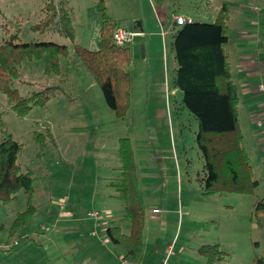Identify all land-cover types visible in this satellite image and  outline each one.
I'll list each match as a JSON object with an SVG mask.
<instances>
[{
	"label": "rangeland",
	"instance_id": "374dc122",
	"mask_svg": "<svg viewBox=\"0 0 264 264\" xmlns=\"http://www.w3.org/2000/svg\"><path fill=\"white\" fill-rule=\"evenodd\" d=\"M49 1L0 0V43L14 37L18 44L54 43L70 49L69 57L61 60L59 75L45 73L50 66L47 55L22 66L14 85L22 97L58 88L46 106L20 116L0 93V143L11 136L22 145L18 164L23 173L34 178L36 209L24 227L11 233L18 216L28 208L27 197L20 192L0 207V264H79L80 257L89 255L79 250V239L102 240L112 224L129 233L124 224V202L111 197L114 189L109 186L120 177L121 139L129 140L144 207L143 249L138 261L127 263L120 260L122 248L102 249L99 255L107 264H208L199 251L214 245L226 258L216 264L264 260V211L255 210V204L264 201L263 155L255 142L249 144L245 139L252 171L260 183L254 193L204 195L205 160L197 143L199 125L184 107L183 93L175 87L173 49L176 18L214 23L226 5V35L230 38L226 51L234 82L240 87L243 75L233 52L244 45L252 50L253 41L257 45L251 54L261 58L264 0H103L108 19L117 25L116 32L124 29L139 34L128 45L130 89L125 118L117 117L108 107L101 88L74 52L75 46L99 49L100 0H54L56 6L61 1L68 6L74 39L55 30L42 34L34 29L43 21ZM259 84L253 87L258 89ZM262 102L264 98L259 105ZM239 119L244 137L250 129L252 133L264 130L256 125L259 119L246 113L243 97ZM261 120L264 124V118ZM48 131L53 141L47 137L42 151L35 135H47ZM65 198L64 211L72 212L73 221L84 225L80 226L81 237L75 230L63 228V223L54 226ZM108 211L114 213L100 226L87 217L89 212L105 216ZM90 226L99 234L97 238L86 230Z\"/></svg>",
	"mask_w": 264,
	"mask_h": 264
},
{
	"label": "trees",
	"instance_id": "16d2710c",
	"mask_svg": "<svg viewBox=\"0 0 264 264\" xmlns=\"http://www.w3.org/2000/svg\"><path fill=\"white\" fill-rule=\"evenodd\" d=\"M97 9L103 18L99 49L90 51L75 46L74 52L92 80L101 88L108 107L117 117L125 118L130 89L127 72L131 60L130 49L115 43L117 25L108 19L103 0L99 1ZM43 12V21L34 29L42 34L55 30L66 38L74 39L75 27L65 2L61 1L56 6L54 0H50ZM228 12V7L224 5L214 23L192 21L183 26L175 24L178 27L173 42L177 62L175 87L184 95V107L198 121L197 143L205 160L202 178L205 196L250 194L260 184L255 179L245 138L239 129L241 96L226 51L229 43V36L226 35ZM46 55L50 59V66L45 73L59 75L61 60L69 57L70 49L54 43L18 44L14 37L0 43V93L7 97L13 110L20 116H25L35 107L46 106L58 91L57 87H48L24 98L14 87L21 76L23 64L40 61ZM47 137L53 141L49 131L47 135H35L42 151ZM22 150V145L11 136L0 143V207L15 200L20 192L26 195L28 202L27 210L18 216L11 233L19 231L36 214L33 204L34 178L30 173H23L18 164ZM119 159L120 177L116 191L117 197L124 202V219L129 223V233L112 224L107 226L105 234L112 245L120 246L125 251L126 259L134 262L142 254L145 213L128 139L120 140ZM255 210L264 211V201L257 202ZM199 252L207 257L208 264L226 259L218 245L204 246ZM256 262L264 264L262 259Z\"/></svg>",
	"mask_w": 264,
	"mask_h": 264
},
{
	"label": "crops",
	"instance_id": "0c3cea01",
	"mask_svg": "<svg viewBox=\"0 0 264 264\" xmlns=\"http://www.w3.org/2000/svg\"><path fill=\"white\" fill-rule=\"evenodd\" d=\"M244 38H248V37H244ZM254 38H256L254 36ZM259 41V40H258ZM229 43H230V38H229ZM229 43L227 46H229ZM251 44H255L254 46L252 45V50H248V47H246L245 45L242 46L241 49H239V51H234L233 54L236 55L239 60L237 62V66L239 69V72L243 75L242 79H243V84L240 85L239 91H241V88L243 89V102H244V106H245V110L246 113L250 115V117L252 119H259L261 120V118H264V102L261 103V105H259L260 101L263 100L264 96L260 97V92L256 87H253L254 85H256V83H260L259 85L264 84V60L261 59L262 57H264V51L259 50L260 52V59H257L253 54V52L256 49V45L257 43L255 42H251ZM226 46V48H227ZM254 48V49H253ZM239 52V54H238ZM228 54V53H227ZM229 56V55H228ZM230 60V64H231V59L229 57ZM232 67V66H231ZM233 72V71H232ZM234 75V74H233ZM241 97V98H242ZM254 121L252 120V123ZM264 128V127H263ZM247 136V138H245ZM245 139L247 141V143H252L255 142V147L257 149H259V151L262 153L263 155V162H264V130H260L252 133L251 129L249 130V133L245 134ZM119 177V175H117V178ZM118 183V180L116 183L114 184H110L109 186L112 187L114 189V193L111 195L112 198H118V194L116 191V184ZM119 199V198H118ZM67 199H63V201L61 203H63V205L61 206V208L64 206L65 201ZM62 212H59V216L58 219H56L55 221V225H57L56 228H58L59 223H63V228L66 229H73L72 231H76V234L79 235V237H81V230L82 228H80V226H84L83 224H77L75 223L76 221H73V219L75 218V215L72 212L69 211H64V209H61ZM114 212L108 211L105 212L103 214H105V216H102V219L98 222V226L101 225V223L103 222V220H105L104 218H107L108 214H113ZM52 212L49 211L48 212V216H51ZM124 215V214H123ZM60 219V220H59ZM128 221L125 220L124 224L126 225V228L129 230L128 228ZM120 226V225H118ZM87 231H89V234L91 235V237L93 238H97L99 234L93 236L92 233L96 232L95 230H93V228L90 227H85ZM121 229H123V226H121ZM124 231V230H123ZM60 231L56 230V233H59ZM79 233V234H78ZM104 234V238L102 240H94V241H90V242H85L81 239H79V244L80 246L78 247L79 250L82 253L85 252H89L88 256H83L80 257V263L79 264H107V260L104 261L105 259L103 258V255H99L102 249H106L108 247H114V249H116L115 251H120L119 249H121L120 246H112V244L110 243L109 239L106 237L105 231L103 232ZM58 246V245H56ZM114 253L115 251L112 250ZM104 252V251H103ZM124 253H122L120 260H122L124 263H127L126 261L128 259H126V253L125 251H123ZM118 253V252H117ZM90 256V257H89ZM122 258V259H121Z\"/></svg>",
	"mask_w": 264,
	"mask_h": 264
},
{
	"label": "built area",
	"instance_id": "2783aa9c",
	"mask_svg": "<svg viewBox=\"0 0 264 264\" xmlns=\"http://www.w3.org/2000/svg\"><path fill=\"white\" fill-rule=\"evenodd\" d=\"M193 20L191 19H187V18H184V17H178L176 18L175 20V24L177 26H183L184 24L186 23H190L192 22ZM139 36L138 33H134V32H131V31H128V30H124V29H120L118 30L115 34H114V40H115V43L120 46V47H126L128 46L129 44L132 43L133 39L135 37ZM259 92L264 96V84L262 85H259V88H258ZM256 125L259 127V128H262L264 126L262 120H259ZM157 212V211H156ZM87 217L90 218V219H93L95 221H100L102 219V215L99 213V212H89L87 214ZM93 236L97 235L96 232H93L92 233Z\"/></svg>",
	"mask_w": 264,
	"mask_h": 264
},
{
	"label": "water",
	"instance_id": "95a60500",
	"mask_svg": "<svg viewBox=\"0 0 264 264\" xmlns=\"http://www.w3.org/2000/svg\"><path fill=\"white\" fill-rule=\"evenodd\" d=\"M139 27H141V25H139ZM143 57H144V53H143Z\"/></svg>",
	"mask_w": 264,
	"mask_h": 264
}]
</instances>
